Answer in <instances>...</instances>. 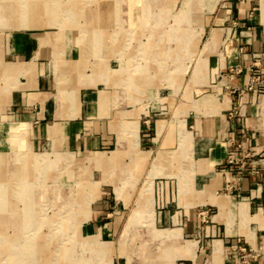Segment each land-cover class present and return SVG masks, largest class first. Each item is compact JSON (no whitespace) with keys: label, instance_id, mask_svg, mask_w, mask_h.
<instances>
[{"label":"rangeland","instance_id":"374dc122","mask_svg":"<svg viewBox=\"0 0 264 264\" xmlns=\"http://www.w3.org/2000/svg\"><path fill=\"white\" fill-rule=\"evenodd\" d=\"M234 10L239 20L230 16ZM257 24L254 45L240 43L228 64L231 33ZM23 33L39 36L57 95H69L73 86L91 96L112 129L129 136L138 113L146 134L157 120L176 127L184 119L190 130L195 113L205 116L223 96L232 100L224 114L233 120L239 97L264 95V0H0V264H158L168 245L140 217L127 224L126 213L121 230L102 229L103 245L84 237L80 227L104 189L101 184L141 194L146 180L132 177L147 172L146 163L134 164L131 152L106 168L99 152L51 148L27 126L15 124L2 90L13 86L14 75L6 76L3 66L12 61L10 50ZM84 81L89 83L81 85ZM257 139L238 120L234 137L223 140L225 155L216 166L222 178L219 194L238 191L244 176L261 174L264 147L256 153L245 147ZM165 152L176 158L178 148ZM157 186L152 180L153 193ZM118 212L113 208L111 215ZM258 215L264 222V206ZM178 245L171 243V252ZM174 264H264V240L250 246L235 237L218 257L203 244L192 259Z\"/></svg>","mask_w":264,"mask_h":264},{"label":"crops","instance_id":"0c3cea01","mask_svg":"<svg viewBox=\"0 0 264 264\" xmlns=\"http://www.w3.org/2000/svg\"><path fill=\"white\" fill-rule=\"evenodd\" d=\"M228 15L224 14L226 18ZM230 16L240 18L238 10ZM259 26L231 33L225 55L228 64L236 59L235 49L240 43L254 45ZM10 51L14 56L3 69L7 76L13 68L15 83L2 90L7 94L6 107L11 108V114L17 119L15 124H23L24 129L28 127L36 140L44 138L51 148L74 153L99 152L100 164L106 168L113 162L122 163L125 155L131 152L134 164L147 165V172L132 177L146 180L145 188L135 197L119 186L109 189L106 188L108 184H101L104 189L85 212V220L80 225L84 237H92L103 245L99 235L102 229L121 230L126 213L127 224L137 222L140 217L146 226L160 231L157 237L168 245L158 264L166 260L174 264L176 260L192 259L197 247L203 244L209 245L212 257H218L224 244L235 237L242 238L250 246L259 239L264 240V222L258 215L264 206V167L259 176L240 178L238 191L225 195L218 193L222 178L216 170L225 155L223 140L234 137L238 120L258 135L255 142L245 147L254 151L252 153L264 147V95L246 93L239 97L238 114L233 120H227L224 114L232 106V100L223 96L205 116L200 110L195 113L194 126L190 130L184 119L179 120L176 127L165 120H157L153 130L146 134L140 127L139 114L135 113L132 131L126 137L116 126L112 129L107 113L101 111L91 96L79 94L78 88L72 86L69 95H57L38 35H18ZM88 83L84 81L81 85ZM123 114L122 111L115 113L116 116ZM171 138H174L172 145ZM171 147L178 148L176 158L165 152ZM112 153L113 156H108ZM99 154L105 156L102 158ZM104 175L107 178V173ZM152 180L159 182L154 193ZM113 208L119 211L116 215H111ZM172 233L173 237H166ZM188 233L192 238L183 240L182 236ZM171 243H179L173 252ZM189 244L193 245L192 250L186 248Z\"/></svg>","mask_w":264,"mask_h":264},{"label":"bare ground","instance_id":"6f19581e","mask_svg":"<svg viewBox=\"0 0 264 264\" xmlns=\"http://www.w3.org/2000/svg\"><path fill=\"white\" fill-rule=\"evenodd\" d=\"M5 1V0H4ZM2 10V9H1ZM27 25H34V23H27ZM10 71L12 72V69H10ZM62 120V119H61ZM6 147V146H5ZM8 148V147H7ZM3 149V148H2ZM8 151V150H7ZM7 154H8V152H7ZM12 159V158H11ZM33 163V162H32ZM47 163V162H46ZM24 164V163H23ZM35 171V170H34ZM18 172V171H17ZM36 172V171H35ZM41 172V171H40ZM14 173V172H13ZM34 173V172H33ZM7 177V176H6ZM16 177V176H15ZM6 180V179H5ZM4 180V181H5ZM30 182V181H29ZM10 183V182H9ZM36 183V182H35ZM13 185H15V184H13ZM12 186V185H11ZM26 187V186H25ZM10 189V188H9ZM13 189V188H12ZM24 189V188H23ZM14 191V190H13ZM29 191V190H28ZM14 193V192H13ZM21 193V192H20ZM117 193H119V192H117ZM14 195V194H13ZM2 202H3V200H1ZM3 204V203H2ZM12 206V205H11ZM224 212V211H223ZM188 247V246H187ZM186 247V248H187ZM15 252V251H14ZM21 258V257H20ZM16 259V258H15ZM19 259V258H18ZM35 262V261H34ZM31 263V262H30ZM172 263V261L171 260H166V262L164 263V264H171Z\"/></svg>","mask_w":264,"mask_h":264}]
</instances>
